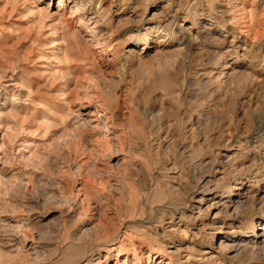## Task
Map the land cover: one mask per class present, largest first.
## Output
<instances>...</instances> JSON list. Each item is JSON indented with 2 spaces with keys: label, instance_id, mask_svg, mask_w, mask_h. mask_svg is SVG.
I'll list each match as a JSON object with an SVG mask.
<instances>
[{
  "label": "rangeland",
  "instance_id": "374dc122",
  "mask_svg": "<svg viewBox=\"0 0 264 264\" xmlns=\"http://www.w3.org/2000/svg\"><path fill=\"white\" fill-rule=\"evenodd\" d=\"M59 1L0 0V264H264V0Z\"/></svg>",
  "mask_w": 264,
  "mask_h": 264
},
{
  "label": "bare ground",
  "instance_id": "6f19581e",
  "mask_svg": "<svg viewBox=\"0 0 264 264\" xmlns=\"http://www.w3.org/2000/svg\"><path fill=\"white\" fill-rule=\"evenodd\" d=\"M211 2V1H210ZM59 3H63L61 0L59 1ZM105 3V0H99L98 1V7H96V8H98L97 10H99V8L101 7V6H104L103 4ZM207 3H208V1H207ZM110 4V3H109ZM178 5H179V3H178ZM97 6V5H96ZM180 6V5H179ZM106 7V6H105ZM135 7V6H134ZM141 7V6H140ZM102 8V7H101ZM177 9V8H176ZM218 10V9H217ZM103 11V10H102ZM77 12V11H76ZM175 12H176V10H175ZM163 15V14H162ZM164 17V16H163ZM163 17H157L154 21H153V23L148 27V29L143 33V35H142V38H143V42L145 43V45H146V47H148L149 45H150V36H149V34L151 33V31L153 30V32L154 31H158V32H163L165 35L166 34H169L170 33V31H169V28H168V26H169V20H167V18H163ZM167 17V16H166ZM82 20V19H81ZM170 27V26H169ZM187 28V27H186ZM188 29V28H187ZM187 33H188V31H187ZM188 37H190V38H193V39H196L197 40V37L192 33V32H189V35H188ZM138 38V37H137ZM137 38H134L133 39V42L134 43H136V41L135 40H137ZM189 40V39H188ZM203 40V39H202ZM192 41V40H191ZM204 45V44H203ZM191 47V46H190ZM128 48V47H127ZM182 48V47H181ZM191 49V48H190ZM129 49H126V51H128ZM201 51V50H200ZM248 51V50H247ZM130 53V52H129ZM264 53V52H263ZM254 54V53H253ZM53 114V113H52ZM56 115V114H55ZM54 116V115H53ZM56 117V116H55ZM59 118V117H58ZM61 121V120H60ZM55 126H57V123L54 121V119H46L45 121H44V125H43V128H42V126H41V128L43 129V130H49V129H51V127H52V129H53V127L55 128ZM57 128V127H56ZM0 148H1V145H0ZM237 180V179H236ZM236 182H238V181H236ZM234 187V184L233 185H231V188H233ZM229 224V223H228ZM232 224V223H231ZM257 229H259V231L258 230H256V226H252L251 227V235H253V236H256V237H258V236H261V235H264V225L263 226H261V227H257ZM260 229H261V231H260ZM220 230L221 229H219V231H216V233L215 234H217L218 232H220ZM223 237L224 236H222V238H221V240L219 241V245L221 246V244H223V242H224V245H227L226 244V240L224 239L223 240ZM262 237V236H261ZM263 240H264V238H262ZM227 248H229V247H227ZM227 255V254H226ZM118 262V261H117ZM117 262H116V264H117Z\"/></svg>",
  "mask_w": 264,
  "mask_h": 264
}]
</instances>
